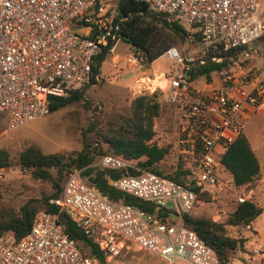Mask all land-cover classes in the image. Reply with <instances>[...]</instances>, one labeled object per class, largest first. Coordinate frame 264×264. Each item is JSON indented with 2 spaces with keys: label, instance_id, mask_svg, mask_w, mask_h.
<instances>
[{
  "label": "built area",
  "instance_id": "obj_1",
  "mask_svg": "<svg viewBox=\"0 0 264 264\" xmlns=\"http://www.w3.org/2000/svg\"><path fill=\"white\" fill-rule=\"evenodd\" d=\"M115 1L0 0V133L46 114L48 96L92 83L93 57L113 49L125 18H115ZM142 1L198 34L193 51L181 53L171 45L162 52L171 60L166 70L148 72L139 49H129L125 57L138 72L137 92L159 90L165 102L179 108L174 147L182 180L104 153L91 164L123 168L107 183L143 206L109 198L77 167L65 174L59 194L48 201L96 244L107 264L126 250H142L167 264H219L215 250L183 224L182 215L198 200L196 188L209 191L218 182L220 156L243 131L248 114L264 113V69L255 72L229 56L209 76H191L190 70L204 62L209 49L240 47L236 53L249 57L246 45L264 32V0ZM116 58L113 54L112 61ZM5 171L0 165V180ZM56 213L36 210L20 237L1 233L0 264H102L64 232ZM251 250L264 255L259 244Z\"/></svg>",
  "mask_w": 264,
  "mask_h": 264
},
{
  "label": "trees",
  "instance_id": "obj_2",
  "mask_svg": "<svg viewBox=\"0 0 264 264\" xmlns=\"http://www.w3.org/2000/svg\"><path fill=\"white\" fill-rule=\"evenodd\" d=\"M115 18L124 15L119 21L118 36L129 44L131 48L139 49L145 61L150 62L168 47L175 38L184 39L187 29L179 22L167 21L161 14L151 11L142 0H116L114 3ZM196 40L198 34L195 33ZM264 37V32L259 38ZM240 48V47H239ZM236 49H209L203 58V63H194L190 72L210 75L214 69L225 66L230 57H234ZM102 50L93 57L91 62V82L97 73L98 64L103 57ZM214 54L221 56L218 61L210 60ZM159 90L145 91L134 95L128 104L126 113H116L104 119L100 124L91 123L88 130L93 133L90 143H83L75 153L60 151L43 152L38 146L29 143L15 155V163L26 169L32 177L48 180L53 189L39 196L27 197L17 207L4 205L0 199V234L12 232L20 237L29 228L33 213L38 209L48 212H57V206L48 201V198L59 194L65 174L73 167L81 168L82 175H91L93 184L103 194L111 199L124 198L126 202H134L143 206L129 194L123 193L106 181L107 177H117L124 172L123 168H100L92 165L101 154L111 153L124 159H129L143 168L164 174L175 180H182L180 176L184 171L180 168L177 158L176 166L170 172H164L159 167V161L167 152V147L158 145L152 140L154 129L152 119L160 109ZM83 89L70 91L67 95L48 96L49 110L57 109L69 103H80L83 100ZM223 169L231 176L232 184L238 187L252 180L258 173V161L243 132H240L233 142L220 156ZM12 163L8 151L0 147V165L7 166ZM128 171L134 172L128 168ZM197 199H207L208 191H199ZM196 203V202H195ZM194 203V204H195ZM147 208H150L146 204ZM190 211V210H189ZM189 211L183 213L182 222L192 228L198 236L210 245L216 252L219 264H228L237 253L245 250L246 237L239 232V226H246L261 211V207L249 199L237 201L231 211L220 220L211 217L192 216ZM70 237L75 239L81 248L99 257L102 264L101 250L89 237L83 234L69 218L59 222ZM164 264H167L164 262Z\"/></svg>",
  "mask_w": 264,
  "mask_h": 264
},
{
  "label": "rangeland",
  "instance_id": "obj_3",
  "mask_svg": "<svg viewBox=\"0 0 264 264\" xmlns=\"http://www.w3.org/2000/svg\"><path fill=\"white\" fill-rule=\"evenodd\" d=\"M185 27V26H184ZM184 39L175 38L171 45L176 46L181 53L193 51L196 46V35L188 27ZM249 57L243 58L241 53H235L240 63L255 72L264 69V37L257 38L246 45ZM131 49L123 40H116L114 47L106 51L99 61L97 80L83 89V100L80 103H69L46 114L39 115L31 120L5 132L0 133V147L5 148L12 163L6 166L4 177L0 180V199L2 204L17 207L27 197L39 196L53 189L48 180L35 178L26 169H21L15 163V155L24 146L33 143L43 152L60 151L75 153L82 144L90 143L93 133L88 130L91 123L100 124L105 118L128 111L129 100L137 92L134 83L138 72L135 68L128 67L126 55ZM116 53L115 62L112 55ZM148 63V69L154 72L166 70L171 60L166 55L160 54ZM160 109L152 119L154 134L153 141L158 145L167 147L166 154L159 161V167L164 172H170L176 166L177 156L174 139L177 131L179 108L164 101L162 94L158 96ZM264 133V131H262ZM258 135H254L252 138ZM252 145L254 142L251 141ZM98 159V158H97ZM95 159V161L97 160ZM207 199H198L189 213L192 216L216 217L223 219L232 210L241 195L240 187L232 184L231 176L225 169L219 172L218 182L210 187ZM264 228V219H261ZM239 232L246 237L245 250L237 252L228 264H252L251 245L259 244L264 250V232L257 235L252 229L239 226ZM252 261V262H251ZM111 264H164L162 260L142 250H126Z\"/></svg>",
  "mask_w": 264,
  "mask_h": 264
},
{
  "label": "crops",
  "instance_id": "obj_4",
  "mask_svg": "<svg viewBox=\"0 0 264 264\" xmlns=\"http://www.w3.org/2000/svg\"><path fill=\"white\" fill-rule=\"evenodd\" d=\"M150 62H152V60ZM145 69L148 72L152 71V68L148 69L147 67ZM262 131H264V113L250 112L242 132L246 136L251 149L257 157L259 169L257 175L252 180L239 187L241 189V195L245 199H249L261 207V211L245 226V228L252 229L257 237L264 232V228L261 224V219H264V133ZM254 135H258L259 137L256 139L255 136L251 139ZM251 141L254 142V145H252ZM253 245L254 243L251 246ZM255 256H258L259 259L256 263L252 262L255 260ZM251 258L252 264H264V255L254 253Z\"/></svg>",
  "mask_w": 264,
  "mask_h": 264
},
{
  "label": "water",
  "instance_id": "obj_5",
  "mask_svg": "<svg viewBox=\"0 0 264 264\" xmlns=\"http://www.w3.org/2000/svg\"><path fill=\"white\" fill-rule=\"evenodd\" d=\"M87 180L89 182H93L94 181V179H93V177L91 175L87 176ZM65 218H66V216H65V214L63 213L62 210L57 211V213H56V219L58 221H61V220L65 219Z\"/></svg>",
  "mask_w": 264,
  "mask_h": 264
}]
</instances>
